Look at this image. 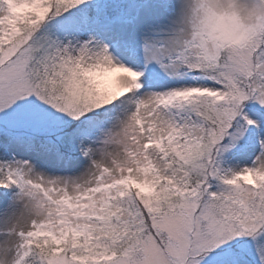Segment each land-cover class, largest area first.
Segmentation results:
<instances>
[{
    "label": "snow or ice",
    "instance_id": "snow-or-ice-1",
    "mask_svg": "<svg viewBox=\"0 0 264 264\" xmlns=\"http://www.w3.org/2000/svg\"><path fill=\"white\" fill-rule=\"evenodd\" d=\"M0 264H264V0H0Z\"/></svg>",
    "mask_w": 264,
    "mask_h": 264
}]
</instances>
